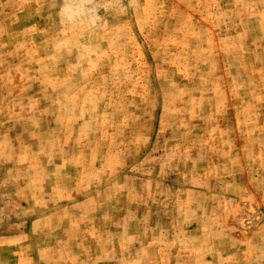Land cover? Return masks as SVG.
Wrapping results in <instances>:
<instances>
[{
  "label": "rangeland",
  "instance_id": "obj_1",
  "mask_svg": "<svg viewBox=\"0 0 264 264\" xmlns=\"http://www.w3.org/2000/svg\"><path fill=\"white\" fill-rule=\"evenodd\" d=\"M0 264H264V0H0Z\"/></svg>",
  "mask_w": 264,
  "mask_h": 264
},
{
  "label": "bare ground",
  "instance_id": "obj_2",
  "mask_svg": "<svg viewBox=\"0 0 264 264\" xmlns=\"http://www.w3.org/2000/svg\"><path fill=\"white\" fill-rule=\"evenodd\" d=\"M254 210V208H251V211H253Z\"/></svg>",
  "mask_w": 264,
  "mask_h": 264
}]
</instances>
